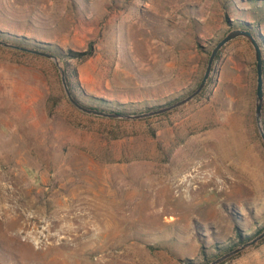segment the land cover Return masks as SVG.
Wrapping results in <instances>:
<instances>
[{
  "label": "rangeland",
  "instance_id": "1",
  "mask_svg": "<svg viewBox=\"0 0 264 264\" xmlns=\"http://www.w3.org/2000/svg\"><path fill=\"white\" fill-rule=\"evenodd\" d=\"M234 29L261 48L264 96V0H0V40L59 56L75 99L104 112L185 98ZM256 78L239 37L204 95L103 118L68 101L52 61L0 45V264H209L254 239ZM219 264H264V237Z\"/></svg>",
  "mask_w": 264,
  "mask_h": 264
},
{
  "label": "water",
  "instance_id": "2",
  "mask_svg": "<svg viewBox=\"0 0 264 264\" xmlns=\"http://www.w3.org/2000/svg\"><path fill=\"white\" fill-rule=\"evenodd\" d=\"M239 37L246 38L251 43V45L253 46L254 52H255L256 76H257V78H256V93H255V95H256L255 121H256V124H257L259 131L262 132L261 131V110H262V103H263L264 96H263V89H262L263 65H262V58H261V48H260L258 42L255 40L254 36L248 30H242V29L230 30L223 38H221L218 41V43L214 46V48L212 49V51L209 55L204 74H203L197 88L193 92H191L188 96H186L185 98H183L177 102H174L173 104H170L169 106H165V107L160 108L158 110H153V111H149V112H145V113H139V114H119L116 112H104V111H100V110H97L94 108L86 107V106L80 104L75 99V97L72 95V93L68 87L67 81H66L65 69H64L63 65L61 64V60H60L59 56L52 54V53H49V52L42 51V50L30 49L27 47H21V46H17L14 44L6 43V42H3L1 40H0V45L4 46V47L12 48V49H17L19 51L31 53V54H34V55H37L39 57H43V58H46V59L52 61L58 70L60 82L63 86L64 92H65V95H66L68 101L79 111L86 113V114H89V115H93V116H97V117H103V118L138 120V119H144L147 117H151V116H155V115H159V114H163V113L172 111V110L176 109L177 107L182 106V105L188 103L189 101L193 100L194 98H196L203 91L204 87L206 86L208 78H209L210 73H211L212 64H213L217 54L221 50V48L223 46H225L226 44H228L229 42H231L232 40L239 38ZM263 237H264V230L258 236H256L254 239H252L251 241L245 242L242 245L230 250L229 252L221 255L220 257L216 258L215 260H213L209 264H219V263L223 262L224 260H226L227 258L238 254L240 251L244 250L245 248L252 246L254 243L259 241Z\"/></svg>",
  "mask_w": 264,
  "mask_h": 264
},
{
  "label": "trees",
  "instance_id": "3",
  "mask_svg": "<svg viewBox=\"0 0 264 264\" xmlns=\"http://www.w3.org/2000/svg\"><path fill=\"white\" fill-rule=\"evenodd\" d=\"M65 73H66V81H67L68 87H69V89L73 95V88L75 89V88L79 87V84L76 81H75V83L71 82L70 79L76 77V72L74 70L68 71L67 69H65ZM205 93H206V87L203 89L200 96L204 95ZM94 109H99V108L95 107ZM116 113L122 114V112H116ZM240 241L243 242V240H240ZM245 241H247V240H245Z\"/></svg>",
  "mask_w": 264,
  "mask_h": 264
}]
</instances>
